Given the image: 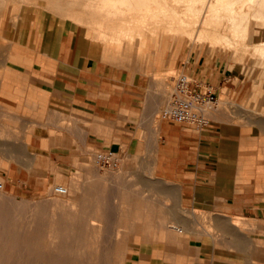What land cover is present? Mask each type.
I'll use <instances>...</instances> for the list:
<instances>
[{"label": "crops", "instance_id": "crops-1", "mask_svg": "<svg viewBox=\"0 0 264 264\" xmlns=\"http://www.w3.org/2000/svg\"><path fill=\"white\" fill-rule=\"evenodd\" d=\"M173 66L190 74L193 87L212 84L219 100L227 96L237 108L209 112L202 127L160 120L156 100L167 84L93 57L80 27L12 42L0 75L5 189L45 194L81 178L87 249L126 248L132 264H264V132L237 123L241 115L252 120L238 106L255 84L221 53L181 51ZM147 113L151 132L143 139ZM108 148L126 160L113 170L95 161ZM102 224L114 226L106 238L118 244L99 243Z\"/></svg>", "mask_w": 264, "mask_h": 264}, {"label": "bare ground", "instance_id": "bare-ground-1", "mask_svg": "<svg viewBox=\"0 0 264 264\" xmlns=\"http://www.w3.org/2000/svg\"><path fill=\"white\" fill-rule=\"evenodd\" d=\"M7 1L0 0V4ZM19 1L28 4L33 0ZM44 2L46 6L53 7L66 17L74 18V21L86 22L94 29L93 39L101 38L102 42L113 47L134 40L137 34H160L162 30H172L175 34L186 32L198 37L211 34L230 40L223 28L229 23L233 34L239 33L240 23L236 19L243 12V3L260 2L264 6V0ZM235 4H240L239 10L235 8ZM205 6L209 11L206 16L203 11ZM261 17L264 18V14ZM162 99L163 96L156 100L157 105ZM226 103L227 101H223L221 108H212L209 112H222ZM66 187L70 195L69 201L56 197L42 203L17 201L5 189L0 190V264H101L99 261L87 259L88 256L98 254L95 250L87 252V185L82 186L75 181ZM24 215L25 223L21 221ZM160 229L163 237V226Z\"/></svg>", "mask_w": 264, "mask_h": 264}, {"label": "rangeland", "instance_id": "rangeland-1", "mask_svg": "<svg viewBox=\"0 0 264 264\" xmlns=\"http://www.w3.org/2000/svg\"><path fill=\"white\" fill-rule=\"evenodd\" d=\"M33 1L32 3L29 2L26 4L27 2L25 3L24 1L18 2V0H8L0 4V75L9 47L15 40L20 38H35V35L39 34L43 29L56 32L62 30L65 26L80 27L87 33V50L91 51L93 57L123 66L124 68L149 71L153 84H167L168 87L161 95L163 99L160 101L161 106L157 113L158 118L161 120L163 119L161 116V107L165 105V101H169L174 91L178 75L181 72H186L177 70L173 66L178 53L181 51H198L206 54L221 53L226 57L231 68L239 70L242 75L253 80L255 84L254 92L256 93L254 94L253 92L250 99L245 104H240L243 106V110L247 112L248 117H251L252 120L248 119L243 121V115H241L237 123H257L262 127L264 132V18L261 17V15L264 14V6L260 2L243 3V9H241L243 12L239 13L240 17L236 19L238 23H240L238 34L234 35L232 27L230 28L229 23L227 24L225 22L227 27L223 28V31L228 34L227 36L230 37V40L226 37L211 34L198 37L196 34L189 35L186 32H176L175 34L172 33V30H162V35L161 33L137 34L134 40L122 46L113 47L110 46V44L102 42L103 40L101 38H99V40L93 39L94 29L86 22L80 23L74 21L75 19L72 17L73 20L69 18L70 16L66 17L53 7L46 6L44 0ZM239 7L240 4H235V8L238 9ZM203 11L204 16L209 13L206 6ZM223 101L228 102L226 109L230 112L233 111L235 104L227 96H223L219 100L218 108L222 107ZM241 106H238V108ZM235 108H237L236 105ZM150 123L149 113H147L140 121L141 126L139 131L143 139L149 138L151 132L149 128ZM122 160L123 162L126 161L125 159H120V161ZM98 166L100 165L98 164ZM107 166L111 167L108 168L109 170H113L116 165ZM81 180V178L77 177L73 183L75 181L80 182ZM81 184L83 186V183H80V185ZM53 187H55V185L51 186L49 192L45 194H24L19 196L7 192L6 189L5 191L7 194L15 197L17 201L28 199L31 203H42V200L55 197H59L65 201L70 200L69 193H57ZM21 221L25 223L26 215L21 218ZM248 226H251V224ZM107 227L111 230L110 228L114 226L108 224ZM107 227L102 224V239H100L99 243L103 246H114L118 243L112 241L110 238H106L107 236L110 237ZM156 243L159 242L157 241ZM167 243H169V241H167ZM122 244L126 245L127 240L123 241ZM177 245H179V242ZM175 250L176 249H172V251ZM93 251L94 249H87L88 253ZM95 251H102L107 254L102 258L99 256H88V260L104 261L105 263L102 264H132L133 258L126 248H103L102 250L97 249Z\"/></svg>", "mask_w": 264, "mask_h": 264}, {"label": "built area", "instance_id": "built-area-1", "mask_svg": "<svg viewBox=\"0 0 264 264\" xmlns=\"http://www.w3.org/2000/svg\"><path fill=\"white\" fill-rule=\"evenodd\" d=\"M193 80L189 73L181 72L177 79L173 93L166 106L161 111L164 119L179 123H188L196 127L207 125L210 120L209 109L216 108L219 95L216 88L209 83L193 87ZM96 161L101 165H117L121 157L113 149L98 150ZM5 189V181L0 176V190ZM54 190L60 194H67V187L57 184Z\"/></svg>", "mask_w": 264, "mask_h": 264}]
</instances>
